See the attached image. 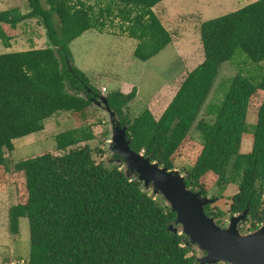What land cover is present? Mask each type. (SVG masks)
<instances>
[{
    "label": "trees",
    "instance_id": "1",
    "mask_svg": "<svg viewBox=\"0 0 264 264\" xmlns=\"http://www.w3.org/2000/svg\"><path fill=\"white\" fill-rule=\"evenodd\" d=\"M162 1L106 0L96 8L84 0H28L25 13L18 7L0 10L5 48L29 19H37L48 43L0 53V189L11 172L5 151H13L14 140L42 131L45 120L59 113H70L77 123L56 137L57 149L65 153H43L14 165L24 196L10 209V225L17 233L19 218L28 219L27 264H200L188 238L170 229L176 227V213L160 197L146 192L136 175L97 163L87 145L78 146L95 139L91 100L102 91L73 64L69 44L89 29L103 33V15L114 16L120 35L137 40L134 57L145 62L173 41L153 10ZM200 34L203 61L185 73L171 99L154 97L159 104L155 100L133 118L127 110L136 88L109 92L106 99L127 127L135 152L169 170L178 160L189 161L185 181L193 191L208 196L216 185L238 182L229 213L248 208L253 231L264 224V75L238 72L222 99L205 108L213 120L197 119L223 63L238 51L253 64L264 62V0L202 22ZM252 111V148L242 152ZM193 127L200 140L190 133ZM205 212L222 214L210 205Z\"/></svg>",
    "mask_w": 264,
    "mask_h": 264
},
{
    "label": "rangeland",
    "instance_id": "2",
    "mask_svg": "<svg viewBox=\"0 0 264 264\" xmlns=\"http://www.w3.org/2000/svg\"><path fill=\"white\" fill-rule=\"evenodd\" d=\"M255 1L257 0H163L153 10L172 35L173 41L145 62L134 57L137 40L122 33L120 35L121 27L118 20L114 19V16L103 15V19L107 22L103 33L89 29L69 44L72 62L89 77L92 85L99 91L105 88V94L112 91L129 93L136 88V97L127 110L128 116L133 118L155 100L159 104V97L162 100L163 96L169 94L171 99L185 73L203 61L200 34L202 22L237 11ZM84 2L94 4L96 8L107 3L106 0H84ZM14 7L25 13L28 10V0H0V10ZM108 19L114 20L113 24H110ZM32 46L35 48L48 46L45 31L37 19H29L20 25L16 31V38L12 40L11 48H5L0 41V53L27 50ZM238 72L258 78L264 75V62L253 64L238 51L234 60L223 63L197 121L203 118L213 120V117L206 115L205 108L210 103H218L222 99L227 81ZM154 97L158 98L154 99ZM90 111L92 118L89 120L90 124L95 125L93 127L95 139L78 146L87 145L95 162H102L108 166L116 164L125 170L124 163L114 158L109 149L112 127L109 116L96 106H92ZM255 123L256 114L253 111L249 112L247 131L242 140V152H249L252 148ZM76 124L70 113L56 114L45 120L42 131L14 140L13 151H5L11 172L6 186L0 189V264H27L30 254L27 217L19 218L17 233L12 232L10 225V209L21 202V195L24 196L20 177L13 175L14 165L23 159L43 153L62 155L65 152L57 149L56 137L66 130L75 128ZM190 133L200 140L199 133L194 127ZM189 166L188 160L181 159L176 163V168L183 175L186 174ZM237 191L238 182H229L214 186L208 193V197L214 199V202L209 204L210 208L214 212L219 210L222 213L220 217H216L222 225L232 216L229 207L231 197ZM240 230L242 233L252 232L246 220L240 226ZM195 256H202L197 248Z\"/></svg>",
    "mask_w": 264,
    "mask_h": 264
},
{
    "label": "water",
    "instance_id": "3",
    "mask_svg": "<svg viewBox=\"0 0 264 264\" xmlns=\"http://www.w3.org/2000/svg\"><path fill=\"white\" fill-rule=\"evenodd\" d=\"M91 102L92 106L108 115L111 122L114 121L115 112L108 106L104 92ZM126 130V126H112L109 139L112 155L124 163L127 175H136L146 192L155 198L160 197L176 213V227L171 225L170 229L174 232L179 229L201 252L200 264H264V224L249 233L240 230L248 208L232 215L227 223L220 224L205 212V206L213 203L214 199L189 188L185 175L177 168L169 170L151 161L143 152L131 149V139Z\"/></svg>",
    "mask_w": 264,
    "mask_h": 264
},
{
    "label": "flooded vegetation",
    "instance_id": "4",
    "mask_svg": "<svg viewBox=\"0 0 264 264\" xmlns=\"http://www.w3.org/2000/svg\"><path fill=\"white\" fill-rule=\"evenodd\" d=\"M111 125L113 126V125H119V126H122V125H120V123H119V121L117 120V116H116V118L114 119V121L111 123ZM112 128V127H111ZM254 231V230H253Z\"/></svg>",
    "mask_w": 264,
    "mask_h": 264
},
{
    "label": "built area",
    "instance_id": "5",
    "mask_svg": "<svg viewBox=\"0 0 264 264\" xmlns=\"http://www.w3.org/2000/svg\"><path fill=\"white\" fill-rule=\"evenodd\" d=\"M105 91V88H103V90H102V92H104ZM105 93V92H104Z\"/></svg>",
    "mask_w": 264,
    "mask_h": 264
}]
</instances>
